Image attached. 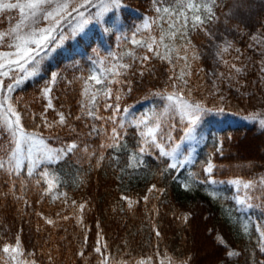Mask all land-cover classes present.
Here are the masks:
<instances>
[{"label": "trees", "instance_id": "1", "mask_svg": "<svg viewBox=\"0 0 264 264\" xmlns=\"http://www.w3.org/2000/svg\"><path fill=\"white\" fill-rule=\"evenodd\" d=\"M220 3L221 7L216 10L220 20L211 25L215 38L210 39L199 30L189 32L192 44L200 53V59L193 62V72L209 86L214 82L224 86L233 107H225L227 110L222 112L212 107L211 112L202 115L196 129L192 161L185 163L179 171H165L170 157L160 156V150L151 145V140L147 144L141 143L140 132L144 125L137 128L131 122L142 116L146 121H152L168 104L165 97L154 93L175 89L170 87V65L166 61L155 56L144 65L136 61L127 74L132 81V90L129 92L124 85H112L114 89H121V112L116 119L125 122L126 147L119 151H104L105 159L99 167H96L95 157L89 162L83 153L70 154L62 161L47 165L59 178V187L54 191L67 193L68 205L63 203V198L53 201L50 195L41 199L40 189L47 186L43 183L28 185L25 198L30 206L11 197L0 199V220L7 225L5 239L19 233L25 251L34 253L33 258L38 264H96L97 254L93 248L97 246L98 234L108 245L109 257L117 260L169 255L174 260H187L188 264H264V251H261L264 248V237L261 236L264 232V197L260 191L254 190L255 195L248 201L253 207H247L236 202L237 193L228 183L237 177L258 179L264 176V126L256 119H246L248 116L241 113L249 111L247 107L260 104H256L261 98L259 55L254 56L257 63L248 64L246 74L235 81L221 82L215 75L226 71L225 65L216 59V45L227 37L245 51L251 42L245 35L260 31V24L264 23V0H246L250 9L246 7L243 23L239 15L231 18L225 15L234 11V0H220ZM122 5L118 31L128 37L136 31L145 14H156L153 0H122ZM114 19L106 24L92 22L74 36L68 32L69 38L41 65L40 75L28 80L12 94L20 98L19 109L29 110L24 115L26 127L31 129L41 124L39 113L44 110L47 99L41 97L40 91L52 72L59 74L51 93L55 109L71 113L73 117L79 114L82 80L78 78L87 76L96 68L93 61L98 60L97 52L103 57L116 49ZM237 24L241 33L230 30V26ZM67 29L68 24H65L64 30ZM129 46V50L135 49L138 55L146 52L135 45ZM117 51L120 53V49ZM252 55L251 49L245 52V56ZM129 59L124 58L125 62ZM149 68L150 71L145 70L140 75L141 69ZM103 103L101 99L100 104ZM108 103H112V99ZM125 107H129L128 112L123 111ZM100 113L104 116L112 114L111 109L103 107ZM32 114H36L35 119ZM46 114L50 120L57 118L52 109ZM161 121L165 131L172 126V139L167 141L180 139L186 121L182 124L179 115L172 112L161 116ZM70 123L81 133L87 131L83 120L70 117ZM41 130L44 135L53 133L65 140L71 138L66 128L49 130L41 125ZM87 142L98 150L101 141L92 136ZM48 143L58 146L55 140ZM139 147H144L145 151L139 153ZM133 155L135 159H131ZM137 161H140L139 165ZM209 161L214 165L211 175L204 170ZM129 164L133 167H128ZM174 175L179 180H173ZM213 179L217 183H211ZM181 180L190 182L191 188L183 187ZM153 184L164 191L149 193ZM210 191L218 192L219 196L213 198L208 194ZM122 195L138 202L129 209L127 201L121 199ZM145 195L149 197L147 201L142 199ZM72 200L77 205L85 204L83 212L70 206ZM37 213L53 219L55 225L46 224ZM57 213H60L59 217ZM186 214L187 221L183 219ZM65 215L70 218L64 220ZM78 217H82V223H78ZM245 223L247 233L243 227ZM3 231L0 228V232ZM217 236L223 237L227 248L217 242ZM81 250L85 252L84 257L78 255ZM228 250L240 252V255L229 257L226 255Z\"/></svg>", "mask_w": 264, "mask_h": 264}, {"label": "snow or ice", "instance_id": "2", "mask_svg": "<svg viewBox=\"0 0 264 264\" xmlns=\"http://www.w3.org/2000/svg\"><path fill=\"white\" fill-rule=\"evenodd\" d=\"M153 3L156 5L157 16L150 18L151 23L145 20L142 25L144 29L150 30L148 35L137 38L140 28L131 34V44L137 48L146 49V52L138 55L135 49H130L120 53L109 52L103 57L97 52L98 60L93 61L96 68L87 76L78 78L82 80L80 111L74 117L71 113L55 109L51 93L52 85L57 82L59 74L52 72L50 79L45 81L40 91L41 97L47 99L44 110L39 113L41 124L29 129L24 123V115L29 110L19 109L20 98L13 97L12 94L28 80L39 76L44 61L69 38V34L64 30L65 24L72 27L73 36L77 31H83L93 21L97 24H106L113 19L116 10L122 7V0H0V16H3L0 20V176H3V179H0V199L11 197L15 201L22 200L24 204L30 206V202L25 198L28 185L32 183L38 186L43 183L47 187L40 189L41 199L50 195L53 201L63 198V203L68 205L67 193L54 191L59 187V178L47 165L62 161L70 154L83 153L89 162L95 157L96 167H99L101 161L105 159L104 151L108 149L119 151L126 147L124 144L125 122L116 119L121 112L119 103L122 99L121 89H114L112 85H124L130 92L132 81L128 79L127 74L132 69L133 63L139 61L144 65L151 56L166 61L170 65L168 79L170 87L175 90L154 93V95L165 97L168 101L164 112L154 116L152 121H146V118L142 116L138 121L131 123H135L137 128L144 125V130L140 132L143 138L141 143L147 144L150 139L151 145L160 150V156L172 157L173 162L168 164L165 171L170 169L179 171L184 166L186 161L176 157L179 145L171 150H165L164 141L172 139L170 132L172 126L169 125V130L165 131L161 116L168 112L179 115L182 124L187 121L184 125V136L181 139H197L196 129L202 115L211 112L212 109L205 108L203 101H197L192 96L193 89L190 86V78L193 75L192 62L200 59V53L192 44L189 32L199 30L210 39L215 38L211 25L220 20L216 10L221 7V3L220 0H153ZM246 7L250 9V5H246V0H234V11L230 10V13L225 15L228 18L239 15L240 22L243 23ZM248 18H251L250 15ZM5 20L8 22L7 27H3ZM73 21H77L75 25L72 24ZM227 22L226 19L225 23ZM152 24L158 25L159 32L156 35L152 34L155 31L152 29ZM260 29L255 34L248 32L245 35V38L251 41L245 51L227 37L216 45V59L226 68L225 72L215 73L216 79L221 82L237 80L238 77L246 74L248 64L257 63L254 59L257 54L259 55V72L264 74V23L260 24ZM230 30L236 33L242 32L238 24L230 26ZM248 49L252 50V56H245ZM233 52L234 56L231 55ZM125 57L130 59L125 62ZM178 66L179 71H177ZM145 70L151 69H141L140 75H143ZM67 83L71 84L72 81ZM97 85L100 87H96ZM180 93H185V96L181 97ZM101 99L104 101L102 105ZM109 99H112V103H108ZM101 107L111 109L112 114L102 115ZM50 109L55 111L56 119L48 118L46 113ZM123 111L128 112L129 107H125ZM32 116L33 119L36 118V114ZM256 116L257 114L254 113L246 119H256ZM70 117L77 121L83 120L87 131L84 133L78 131L70 123ZM95 121H101V123L97 124ZM260 124L264 125V119L260 120ZM41 125L49 130L66 128L71 138L65 140L53 133L44 135ZM92 136L100 138L98 150L87 142V138ZM51 140H55L58 146L53 147L48 143ZM144 151V147H139V153ZM135 158V155L131 157V159ZM139 163L140 161H137V165ZM128 167L133 165L129 164ZM213 168V163L209 161L204 170L211 175ZM172 179L179 180V177L174 175ZM210 182L217 183L214 179ZM180 183L186 189L192 186L190 182L183 180ZM228 183L244 190L246 198L237 196L235 199L247 207H253L248 200L255 195L254 190L260 191L261 197H264V176L258 179L237 177ZM154 191L163 192L164 189H157L153 184L148 192ZM208 194L213 198L219 196L216 191H210ZM121 199L127 201L129 209L138 202L126 195H122ZM142 199L147 201L149 197L145 195ZM70 206L78 208L80 212H83L85 208L84 203L77 205L75 200L71 201ZM37 215L43 217V213H37ZM56 215L59 217L60 213ZM62 218L67 220L70 217L65 215ZM43 219L48 225L56 223L48 217ZM183 219L187 221L188 214ZM77 220L78 223H82V217H78ZM243 227L247 233V224L245 223ZM0 228L4 229L0 232V264H38V261L33 258L34 253L25 251L19 233L5 239L7 225L3 224L2 220H0ZM37 230L39 231V228ZM156 235L159 236V232H156ZM261 236L264 237V232H261ZM98 237L97 246L93 248V252L97 254L96 264H108V245L102 242L103 237L100 234ZM217 242L228 247L221 236H217ZM261 251H264V248H261ZM78 255L84 257L85 252L81 250ZM226 255L239 256L240 252L228 250ZM49 261H52L51 256ZM118 264H152V257L134 262L120 260ZM181 264H188V261H182Z\"/></svg>", "mask_w": 264, "mask_h": 264}, {"label": "rangeland", "instance_id": "3", "mask_svg": "<svg viewBox=\"0 0 264 264\" xmlns=\"http://www.w3.org/2000/svg\"><path fill=\"white\" fill-rule=\"evenodd\" d=\"M122 7H123V5H122ZM189 15H191V13H189ZM156 16H157V13L153 16L149 15V14H145L143 16V20L141 22H139V24H138V28H140L141 31L139 34H137V38H140L142 35L143 36L148 35L150 30L144 29L142 27V25H143L145 20H149V22L151 23L150 18H155ZM114 18H115L114 20H115V24H116V26L114 27V30H116V34H115L116 37L114 39V46L116 49L112 50V52L119 53L117 51V49H120V52H126L130 48L129 44H131V35L128 37V36H126L123 33H120L118 31V28H119L118 23L121 19V13H119V9L116 10V15L114 16ZM2 19H3V16H0V20H2ZM76 22L77 21H73L72 24L75 25ZM93 22H95V21H93ZM189 23H191V21H189ZM7 25H8V22L5 20L3 27H7ZM165 27H167V25H165ZM152 29H155V31L152 32L153 35H156L159 32V28H158L157 24H152ZM66 32L67 33L69 32V34H71L72 27L70 25H68V29L66 30ZM77 33H79V31H77ZM177 43H180V42L177 41ZM193 62H192V68H191L193 75L190 78V86L193 89L192 96L197 101H203L205 108H210L213 110L212 107H214V108L220 109V110H218L220 112L226 111L227 109L225 107H228L229 109H231V107H233V104H231L230 96L226 94V88L224 86H222V85L220 86L216 83H215V87H214V85L209 86L205 82H203V80L201 79L200 76L198 77L197 75L194 74ZM258 62H259V58H258ZM181 63H183V62H181ZM177 71H179V66L177 67ZM258 71H259V67H258ZM259 77H260L259 80H260V84H261V86L259 88L261 91L260 92L261 98L257 99L258 102L256 104H258V103H260V104L257 106L255 105L256 107H254V108L247 107V109L249 111L246 110V111H243L241 113L246 114L248 117L254 113L257 114L256 120L260 123V120L264 119V79H262V77H264V74L259 72ZM217 88H218V90H217ZM180 95H181V97H184L185 93H180ZM221 97H223V98L221 99ZM186 123H187V121H186ZM183 136H184V133L182 134L181 137H183ZM181 137H180V139L173 140L170 142L165 140V142H164L165 150H171L176 145H179V148L177 149V152H176L177 159H184L186 161L185 163H190L192 161L193 156H194L193 151H194L195 141L194 140H187V139L182 140ZM166 142L168 143V145H166ZM172 162H173L172 157H170V163H172ZM234 190H235V193H237L236 197L239 196L242 199L246 198L244 190L238 189L237 186H234ZM236 202H237V200H236ZM143 258L146 259L148 257H143ZM138 259H142V258H135L132 261L134 262L135 260H138ZM122 260H124V259H122ZM119 261L120 260L113 259V258L109 257L108 264H118ZM181 262H182L181 260H176V259L174 260L169 255H165V256L158 255L155 258H152V264H181Z\"/></svg>", "mask_w": 264, "mask_h": 264}]
</instances>
